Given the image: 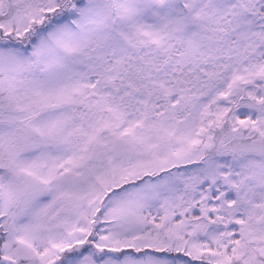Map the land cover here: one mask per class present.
Listing matches in <instances>:
<instances>
[{
	"label": "snow or ice",
	"instance_id": "6c2138e0",
	"mask_svg": "<svg viewBox=\"0 0 264 264\" xmlns=\"http://www.w3.org/2000/svg\"><path fill=\"white\" fill-rule=\"evenodd\" d=\"M0 264H264V0H0Z\"/></svg>",
	"mask_w": 264,
	"mask_h": 264
}]
</instances>
